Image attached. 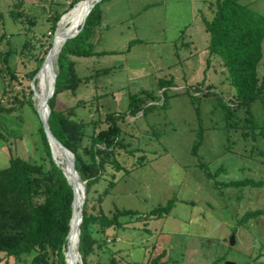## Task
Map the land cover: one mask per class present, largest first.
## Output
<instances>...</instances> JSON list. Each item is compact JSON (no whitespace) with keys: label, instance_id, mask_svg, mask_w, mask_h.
<instances>
[{"label":"rangeland","instance_id":"374dc122","mask_svg":"<svg viewBox=\"0 0 264 264\" xmlns=\"http://www.w3.org/2000/svg\"><path fill=\"white\" fill-rule=\"evenodd\" d=\"M70 1L0 0L5 30L14 33L11 67L22 73L33 66L19 54L21 45L29 39L48 41L50 6L59 2L63 10ZM209 1L104 0L90 46L106 53L67 58L83 81L74 92L59 93L55 108L79 105L75 113L89 123L87 133L106 128L107 113L124 116L119 121L124 146L113 155L121 168L108 166L91 196L96 198L112 180L100 204L104 213L111 215L116 207L135 214L120 216L126 223L106 230V245L90 257L91 263L111 257L145 262L163 253L167 264H211L220 258L218 264H264V137L256 134L254 124L239 122L242 112L238 118L227 117L226 105L235 91L219 56H208L209 36L201 16H211ZM239 1L264 14V0ZM12 6L22 13V22L8 16ZM262 51L259 76L264 73V41ZM98 70L105 72L95 75ZM29 85L32 89V81ZM2 86L0 77V102L11 105L13 92L3 95ZM143 90L150 92L145 113L125 114L129 95ZM15 107L0 114V168L11 156H21L49 169L52 157L43 149L34 114L27 105ZM252 110L262 118L256 104ZM229 181L242 182L232 186ZM168 201H173L168 212L150 214ZM254 210L261 213L241 223L244 213ZM93 229L100 237L99 226ZM25 259H7V264H29Z\"/></svg>","mask_w":264,"mask_h":264},{"label":"trees","instance_id":"16d2710c","mask_svg":"<svg viewBox=\"0 0 264 264\" xmlns=\"http://www.w3.org/2000/svg\"><path fill=\"white\" fill-rule=\"evenodd\" d=\"M79 1L83 0H71L63 10H59V2H54L55 5L50 3L53 13L49 18V40L38 42L37 38L29 39L21 45L19 54L33 63L29 70L22 73L9 65L10 59L15 54V51L11 49L10 40L14 33L5 30V16L0 10V77L3 81L1 93L5 95L13 92L10 99L11 105L5 106L0 102V114H10L15 110L16 105L21 107L27 105L36 118V132L39 134L48 157H51L50 148L36 109L33 107V90L30 89L29 82L40 68L47 51L52 47V37L58 20ZM103 1L101 0L91 8L81 30L74 37L63 42L56 60L57 75L54 92L47 102L50 109L48 116L50 131L73 153L75 170L80 179L85 181V199L79 225L80 260L81 264H167V261L161 260L163 253L145 262L115 257L106 261L98 259L94 263L90 262V257L97 254L104 244L106 245V230L108 228L116 230L123 226L126 222L121 221L120 216L135 214L130 209L116 207L111 215L104 213L100 204L102 196L113 186L114 181L112 180L96 198L91 196L94 186L103 178L108 166L115 169L121 168L113 155L116 150L124 146L120 139L119 126L120 117L124 119V116L107 113L105 117L107 127L96 133L94 131L87 133L86 126L89 123L77 118L75 113L79 105L58 110L55 108V100L57 95L63 91L74 92L83 81L77 76L73 62L67 60L69 55L87 57L106 53L94 52L90 46L93 29L101 19L100 4ZM206 4L211 16L208 18L202 15L201 18L209 36L208 56H219L221 65L224 66L229 82L235 91L231 95L229 104L226 105L227 117L238 118V114L242 112L243 116L238 119L239 122L247 125L248 123L254 124L256 134L264 137V73L261 76L258 75V65L263 56L264 14L253 10L239 0H211ZM8 16L16 22L17 20L22 22L24 19L15 6L9 9ZM27 22L35 24L34 20L32 21L29 17ZM80 23L76 24L73 30L77 29ZM4 44L7 46L6 50L2 49ZM100 72H105V70H98L95 75ZM23 82L27 83L23 84ZM36 82L37 79L34 80V84ZM16 85L22 86V89L14 91L13 87ZM148 98H150V92L146 90L138 94H130L125 114L128 113L134 117L141 110L144 114L143 107ZM254 104L263 112L261 119L253 115L252 106ZM2 136L0 129V137ZM201 139L200 136V139L193 145L194 154ZM66 156L69 163L70 156ZM241 182L229 181L228 184L233 186ZM79 199L78 197V209L81 207ZM72 200V188L60 167L52 159H50L49 169H45L41 163L30 158L11 156L7 166L0 168V264H7V259L12 260L13 263L27 261L25 256H28L29 264H66L65 252L69 247L67 236L72 230V224L71 230L69 226L73 213ZM172 206L173 201H168L166 205L154 208L150 214L168 212ZM96 208H98L97 212ZM260 213V210L246 211L241 223L255 218ZM94 224L98 225L101 230L100 237L94 235ZM221 259H215L211 264H218Z\"/></svg>","mask_w":264,"mask_h":264},{"label":"bare ground","instance_id":"6f19581e","mask_svg":"<svg viewBox=\"0 0 264 264\" xmlns=\"http://www.w3.org/2000/svg\"><path fill=\"white\" fill-rule=\"evenodd\" d=\"M94 1L95 0H83L79 2L73 9H71L69 12L64 14L63 17L61 18L58 24V28L53 38L52 49L47 56V60H46L44 67L41 69L40 73L37 76L38 80H40L38 84L40 85V87L37 86L36 94H35V98L38 103L37 104L38 106H39V102L44 97H47L48 87L51 82L50 77L52 75V72L54 71L57 56L65 40L64 39L65 36L73 33L76 30V28L73 30L74 26L77 23L82 22L85 13L87 12L88 8H90L91 4ZM77 8L78 10L76 11ZM74 11L76 12L74 13ZM72 14L73 16L69 18L64 23V26L60 29L61 24L65 21L67 16L72 15ZM51 143H52L53 155H54V158H56L55 160H57L61 166H65L66 164H68V160H67L68 158L66 156L67 154L65 155L63 150L56 144V142L53 139H51ZM69 179L74 188V200L72 203V212H73L72 218L69 223L70 230H71V224H72V230L70 231L71 233L69 232V235L67 238V240L69 241V247L65 252V260H66V264H77L79 256L76 254V243H77L76 228H77L78 219H79V211L82 208L85 193L82 187V183L78 181L77 176L72 175L71 173L69 174ZM78 197L80 198L79 199L80 205H81L80 209H78V205H77Z\"/></svg>","mask_w":264,"mask_h":264},{"label":"water","instance_id":"95a60500","mask_svg":"<svg viewBox=\"0 0 264 264\" xmlns=\"http://www.w3.org/2000/svg\"><path fill=\"white\" fill-rule=\"evenodd\" d=\"M101 0H95L90 8H88L87 12L85 13L84 15V18L82 20V22L78 25L79 27L71 34L65 36V40L64 42L66 41V39L68 38H71V37H74L82 28L83 24H84V21L88 15V13L90 12L91 8L98 2H100ZM80 2V1H79ZM79 2H77L73 7H71L67 12H69L71 9H73ZM66 12V13H67ZM64 13V14H66ZM63 14V15H64ZM63 15L60 17V19L58 20L57 22V26H56V29L54 31V34H53V37L56 33V30L58 28V24L61 20V18L63 17ZM64 44V43H63ZM62 44V45H63ZM52 46V45H51ZM52 47L49 48V50L47 51L46 55H45V58L40 66V68L38 69V71L36 72V74L33 76V79H32V89H33V96H35L36 94V89L33 87L34 85V80L37 79V82H36V85L39 84L40 80H38L37 76L38 74L40 73L41 69L44 67L45 63H46V60H47V56L49 54V52L51 51ZM56 75H57V70L55 69V72H52V75L50 77L51 79V82H50V85L48 87V93H47V97H44L40 102H39V106L37 105L36 106V112L38 114V117H39V120L42 124V127H43V131H44V134H45V137H46V140L48 142V145H49V148H50V154H51V157H52V160L54 161V163L60 167V169L62 170L63 174L65 175L66 177V180L68 182V184L71 186L72 188V191H73V200H74V188H73V185L72 183L70 182V179H69V174L72 173V175H75L77 176L79 179V175L77 173V171L75 170V167H74V155L73 153L68 149L66 148L63 144H61L54 136L53 134L51 133L50 131V128H49V125H48V116H49V113H50V109H49V106H48V99L52 96L53 92H54V84H55V78H56ZM51 139H53L56 144L63 150V152H65L68 156H70V160H69V163L66 164L65 166H61L57 160H55L54 158V155H53V150H52V143H51ZM81 183H82V187H83V190H84V193H85V181L83 180H80ZM84 199H85V194H84ZM73 200H72V203H73ZM84 202V200H83ZM72 203H71V207H72ZM83 206V205H82ZM81 218H82V208L80 209L79 211V219H78V224H77V228H76V231H77V243H76V254L80 257V254H79V251H78V243H79V233H80V228H79V225H80V222H81ZM69 235V233H68ZM68 238V236H67ZM234 243V234L232 233L229 237V244L230 245H233ZM66 262V260H65ZM81 264V263H80ZM225 264H236L235 262L233 261H230V260H227L225 261Z\"/></svg>","mask_w":264,"mask_h":264}]
</instances>
